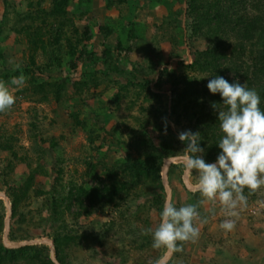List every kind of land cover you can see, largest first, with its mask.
<instances>
[{
	"label": "rangeland",
	"instance_id": "374dc122",
	"mask_svg": "<svg viewBox=\"0 0 264 264\" xmlns=\"http://www.w3.org/2000/svg\"><path fill=\"white\" fill-rule=\"evenodd\" d=\"M188 5L0 0V80L25 77L21 87L9 84L17 99L0 112V246L13 255L27 246L46 247L44 256L61 264L53 240L59 233L73 237L61 252L66 264H153L163 250L153 249L142 231L158 226L170 199L176 207L196 205L199 212L198 238L178 242L183 251L170 264H237L232 257L238 240L220 224L231 219L246 228L240 215H264V186L251 194L244 189L247 202L238 203L235 217L225 214L218 199L201 202L188 188L195 174H184L177 154L186 145L178 134L211 135L200 121L207 113L217 115L211 94L192 104L182 98L187 81L205 80L192 68L194 54L203 57L213 49L206 29L202 36L193 30ZM163 150V189L144 181L124 200L98 205L82 195L109 169L153 152L162 156ZM19 257L2 263L29 264Z\"/></svg>",
	"mask_w": 264,
	"mask_h": 264
},
{
	"label": "clouds",
	"instance_id": "9594fccd",
	"mask_svg": "<svg viewBox=\"0 0 264 264\" xmlns=\"http://www.w3.org/2000/svg\"><path fill=\"white\" fill-rule=\"evenodd\" d=\"M24 83L23 74L12 77L9 82L0 80V112L11 109L17 99L9 84L21 87ZM207 88L211 94H219L222 101L211 104L217 112L222 133L216 144L220 149L217 158L215 162H206L203 158L205 150L200 146L201 134L191 130L178 134L186 147L177 157L187 177L192 178L195 174V183H189L188 188L200 194L201 202L218 199L225 214L235 217L238 203L247 202L244 189L251 194L264 186V109L260 107L259 93L247 83H229L215 75L208 79ZM198 216L196 205L176 207L170 199L165 200L158 226L142 231V235L151 236L153 249L163 250L153 264H170L173 255L183 251L178 242L198 238L199 229L194 226ZM220 227L230 232L235 228V221L227 219Z\"/></svg>",
	"mask_w": 264,
	"mask_h": 264
},
{
	"label": "trees",
	"instance_id": "16d2710c",
	"mask_svg": "<svg viewBox=\"0 0 264 264\" xmlns=\"http://www.w3.org/2000/svg\"><path fill=\"white\" fill-rule=\"evenodd\" d=\"M188 4V13L194 18L193 30L197 35L202 36L204 34L202 29H206L207 38L213 42V49L203 57L194 54L192 68L204 74L205 80L201 82L195 80V86L187 81L188 86L182 91V98L192 104L201 98L209 97L211 93L207 88L208 79L218 75L229 83L234 81L247 83L249 88L259 93L260 107L264 109V0L251 2L249 0H188ZM222 60L224 63L221 64ZM228 72H233L234 76L230 78ZM211 95L214 100L210 102V106L213 102H222L219 94ZM191 109L192 107H186V111ZM203 119L209 122L205 123ZM200 123H203V128L210 130L211 134L208 135L207 132L204 136L202 130L199 131L200 146L205 150L206 161L215 162L220 151L216 144L222 135L219 131L218 115L207 113L202 116ZM163 149L166 151V147ZM164 150L162 156L153 152L147 155L145 160L139 158L131 160L130 157L129 163L120 169L115 167L109 169L106 179H101L97 186L91 191H83L82 195L84 194L91 203L98 205L107 204V201L113 202L117 197L124 200L123 194L130 196L144 181L158 182L163 189L160 174L163 159L167 156ZM30 181L32 182L33 179L31 178ZM17 201L15 199L13 201V215L17 210ZM2 231L3 223H0V233ZM60 235L53 234V240L59 262L66 264L61 252L71 247L73 237ZM45 250L46 247L42 249L27 246L13 255L10 250L0 246V264L16 261L20 258V254L29 264H54L49 256H44Z\"/></svg>",
	"mask_w": 264,
	"mask_h": 264
},
{
	"label": "crops",
	"instance_id": "0c3cea01",
	"mask_svg": "<svg viewBox=\"0 0 264 264\" xmlns=\"http://www.w3.org/2000/svg\"><path fill=\"white\" fill-rule=\"evenodd\" d=\"M240 216L238 220L242 218L246 228L235 227L233 229V235L238 241H236L237 253L233 254L232 262H237V264H264V215H255L257 217L254 215ZM258 218H263V223H257Z\"/></svg>",
	"mask_w": 264,
	"mask_h": 264
},
{
	"label": "water",
	"instance_id": "95a60500",
	"mask_svg": "<svg viewBox=\"0 0 264 264\" xmlns=\"http://www.w3.org/2000/svg\"><path fill=\"white\" fill-rule=\"evenodd\" d=\"M165 167H166V166H165ZM169 191H170V190L168 189V193H169ZM55 262H56V261H55Z\"/></svg>",
	"mask_w": 264,
	"mask_h": 264
}]
</instances>
